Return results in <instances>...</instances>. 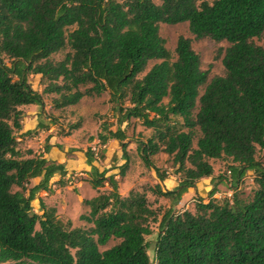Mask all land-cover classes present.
<instances>
[{"label":"trees","instance_id":"obj_1","mask_svg":"<svg viewBox=\"0 0 264 264\" xmlns=\"http://www.w3.org/2000/svg\"><path fill=\"white\" fill-rule=\"evenodd\" d=\"M159 1L0 0V263L264 264V162L256 158L264 151V44L253 41L264 32V0ZM183 22L195 39L229 43L223 75L207 82L209 71L201 69L191 40L184 36L178 37L176 59L170 61L159 24ZM66 47L70 51L64 59L53 61L51 56ZM151 60L161 62L139 78ZM31 74L47 81L43 92L58 95L55 107L108 91L122 121L137 119L156 130L138 144L142 160L151 166L150 156L163 152L173 156L182 175L172 190L159 183L150 187L156 196L178 203L197 181L213 176L209 160L221 158L231 159L227 172L233 189L247 171L255 173L256 189L251 198L234 194L230 202L211 199L217 192L213 186L210 200L198 199L195 212L165 211L154 261L145 236L152 232L149 220L155 211L144 193L118 192L115 176H123L125 165L100 169L89 150L88 183L97 191L104 184L110 189L84 200L89 211L79 218L91 226L63 223L55 208L42 201L41 214L34 212L36 194L48 191L52 177L66 170L62 163L19 147V107L44 106L42 93L28 80ZM173 117L187 131L172 127ZM38 127L47 128L41 122ZM196 131L200 135L194 148ZM98 137L102 144L109 137L117 140L127 160L123 129ZM112 239L119 243L99 249Z\"/></svg>","mask_w":264,"mask_h":264},{"label":"rangeland","instance_id":"obj_2","mask_svg":"<svg viewBox=\"0 0 264 264\" xmlns=\"http://www.w3.org/2000/svg\"><path fill=\"white\" fill-rule=\"evenodd\" d=\"M153 1L157 4L160 3L159 0ZM206 1L212 2L213 0ZM159 33L165 41L166 48L170 52V61L176 59L174 50L178 37L184 36L191 40L192 49L200 58L201 69L209 71L207 82L214 76H221L224 74L222 58L225 49L229 46L228 42H215L208 38L195 39L194 35L189 31L187 22L175 25L160 23ZM253 41L257 45L264 44V32L259 38H254ZM69 51L70 48L66 47L64 50L52 55L51 58L55 62L61 61ZM4 62L7 64L10 63L7 59ZM159 62H161V60L149 61L145 71L138 77L141 78L154 64ZM28 80L32 88L43 95L44 106L43 112L41 109L42 113H40L42 114L41 120L47 127V129L43 128V130L38 131H43L42 136L38 135V132L36 133L38 139L31 140V146L37 147L40 145L42 139L48 142L49 137L56 135L59 137L58 141L61 142L60 145H64L63 147L61 146V151L65 153V157H72L77 167L82 164L83 160L81 159L86 157L85 153L88 150L93 154L94 164L99 168L104 167V159L109 161V168H117L122 164L125 165L123 177H118L117 180L118 192L121 193V195H127L131 191L144 193L148 205L155 211V218L149 220V226L152 232L150 235L145 236L148 248L147 253L151 261L155 259V241L159 232V223L165 211L171 209L173 213H180L184 210L195 212V204L198 199L204 202L210 200L208 193L213 186L216 187L217 192L211 199H216L218 201L229 200L230 202L234 194H237L239 198L242 199L251 198L253 191L257 187L254 182L255 173L247 171L239 182L238 187L233 189V187H231L232 182L229 178L230 174L227 172L228 167L232 164L231 159L221 158L209 160L210 164L213 166V178H204L202 181H197V188L189 189V193L183 194L178 203H174L171 199L166 197L156 196L150 191V187H154L159 183L163 190H172L177 186L182 177L181 173L177 172L178 165L174 163L173 156L171 155H167L163 152L151 155L149 158L151 166H147L142 160L141 150L137 148L138 144L146 143V141L156 133V130L145 127L137 119H131L129 122L122 121L119 112L114 108L115 104L109 101L108 91L103 92L97 97H84L75 105L58 108L54 106V100L58 98V95L55 93L43 92L47 85V81L42 80L39 75L33 74L29 75ZM58 82L61 83L60 80ZM203 90L204 87L202 86L199 89L200 94L203 93ZM167 100L168 99L165 98L164 102L167 103ZM123 105L127 106L128 103L124 102ZM170 125L178 130L187 131V129L183 127L182 120L179 117H173ZM117 128H121L125 131L126 138L123 141L126 143L125 151L127 160H123L122 149L118 141L111 142L112 144H109L105 149V145L100 142L98 137V135H102L107 138L109 129L116 130ZM37 129H39V127H37ZM199 135V131H196L193 138L194 148H196ZM108 140H112V138L109 137L107 141ZM154 141H157V138H155ZM93 148L95 152L92 151ZM38 150L40 151L41 148H38ZM256 158L264 162V151H258ZM156 170L159 172L156 173ZM118 171L120 170L118 169ZM80 172L75 170L70 172V176L65 182L64 191L62 192L63 199H67L69 202V208L63 206L61 212L57 216L63 223L71 221L73 227L88 229L91 225L78 218L80 214H87L88 208L84 203L80 206L79 200L70 202L71 197L78 198L80 195L79 190L82 191L83 196L92 195V192L87 190L86 186H76L78 182L89 184L88 172H85L84 175L80 174ZM159 174L165 176L163 181L159 180ZM35 181L37 180L31 181L28 187L33 186ZM14 190H17V188L14 187ZM109 190L108 184H104L98 191L95 190V193L108 192ZM34 208L38 210V212H34L41 214L38 201H33V209ZM117 243H119V240L112 239L105 246H100L99 249L104 251Z\"/></svg>","mask_w":264,"mask_h":264},{"label":"crops","instance_id":"obj_3","mask_svg":"<svg viewBox=\"0 0 264 264\" xmlns=\"http://www.w3.org/2000/svg\"><path fill=\"white\" fill-rule=\"evenodd\" d=\"M19 109L22 112L21 121H20L21 129L16 132L17 140L19 141V147L22 150H27V149L32 150L33 149V152L37 153V154L43 153L45 158L52 160V161H55L57 163H62L65 167L66 173L63 176H60V175L53 176L49 182V186H48L49 190L48 191L42 190V191L38 192L36 194L35 199L33 200V201H38V204H39V201H42V203L46 206V208H55L56 215H58L61 212V209L63 206H66L65 208H69V206H68L69 202L67 199H63L62 192L64 191L63 189L65 186V182L68 180V178L70 176V172L73 170H75L77 172L81 171L80 174L84 175L85 172L87 173L88 171H90V166L86 163V157H83L81 159V160H83V162L81 165H78L79 167H77V165L74 164L75 161H73L72 157H65V153L63 151H61V149L64 145L63 144L60 145L61 142L58 141L59 137L56 135H52L51 137H49L48 142H46V140L40 139L41 143H40V145L37 146L39 149L41 148L40 151L38 150L37 147H32L31 146V140L38 139L36 136V133L39 130H43V128L37 129L38 124H40V122L44 123L41 120V115H42L41 113L43 112V108H40L38 105H35V104H30V105L21 106V107H19ZM41 109H42V112H41ZM44 129H47V128H44ZM28 131H31L34 133L31 135H26L25 133ZM42 134H43V131L38 132V135L42 136ZM61 139H63V138H61ZM115 141H117V140H115V139L108 140L104 144L105 149L107 148V146L109 144H112L111 142H115ZM45 145H49V150L47 152H44ZM58 145H60L62 147L58 148ZM64 151H65V149H64ZM106 161H107V159H104V163H103L104 167H100V169H102V168L109 169V166H110L108 164L109 161H107V162ZM94 165H96V164H94ZM82 171H83V173H82ZM118 177L120 178L121 176H119V175L115 176V178L117 180H118ZM210 178H213V176L207 177V179H210ZM33 180H37V181H35V184H37L39 181V178L32 179L31 181H33ZM200 180L202 181V180H204V178H202ZM197 184H196V188H197ZM80 185L86 186L87 187L86 189L90 190V192H92L91 193L92 195L83 196L82 191L79 190L80 195L78 196V198L71 197L70 202L79 200L78 201L79 205L82 206V203H84V200L91 199L92 197L96 196L97 193H95V190H93V188L90 186V184L78 182L76 186L79 187ZM30 187H32V186H30ZM190 189H193V188H190ZM188 190L185 194L189 193ZM122 196H127V195H122ZM33 210L38 212V210L36 208H34ZM88 211H89V208H88ZM80 215H82V214H80ZM80 215H79V217H80Z\"/></svg>","mask_w":264,"mask_h":264},{"label":"built area","instance_id":"obj_4","mask_svg":"<svg viewBox=\"0 0 264 264\" xmlns=\"http://www.w3.org/2000/svg\"><path fill=\"white\" fill-rule=\"evenodd\" d=\"M92 151L95 152V149L93 148Z\"/></svg>","mask_w":264,"mask_h":264}]
</instances>
